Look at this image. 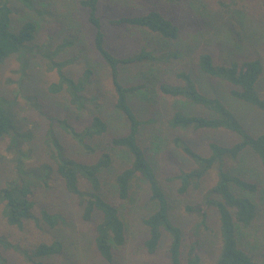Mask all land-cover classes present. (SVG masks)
I'll return each mask as SVG.
<instances>
[{
  "label": "trees",
  "instance_id": "trees-1",
  "mask_svg": "<svg viewBox=\"0 0 264 264\" xmlns=\"http://www.w3.org/2000/svg\"><path fill=\"white\" fill-rule=\"evenodd\" d=\"M15 1L27 11L41 13L36 9L35 0ZM51 1V6H54V0ZM171 1L178 3L181 0ZM77 4L87 12V23L94 30L93 51L107 68L115 97L114 107L123 116L127 131L105 142L108 124L97 114L100 107L97 104L98 97L86 95L94 73L86 68L80 76L74 78L66 72L68 62L56 61L58 53L73 44L72 41H64L51 56L46 55L57 69L58 76V81L49 86V92H64L73 108L56 125L85 156L93 157L94 161L87 163L69 157L63 144L50 131L46 144L54 167L48 163L30 164L28 152L22 150L25 136L18 131L8 102L0 99V141L10 139L8 149L14 153L12 161L15 170L13 177L0 188L1 216L5 223L20 230L28 223H33L43 232L56 230L64 221L60 214L41 208L38 215H35V191L47 187L55 174L66 192L78 198L83 209V220L91 221L95 214L100 216L94 228L93 245L101 259L111 263L115 252L126 242L121 203L129 200L134 181L141 180L147 187L148 199L155 206L143 219L147 228V238L143 245L148 254L156 252L165 234L169 238L168 264H202V229L211 228L207 221L209 211H214L218 252L213 264H259L244 245L243 234L244 229L250 230L261 217V183L255 176L250 177V170L242 163V159L247 155L255 157L264 174V131L257 135L249 133L227 102L202 90L198 76L212 83L231 86L227 93L230 100L264 112V92L260 90L264 78V42L261 45L263 53L251 58L218 62L211 53L199 52L194 56L191 69L183 67L176 72L164 73L160 71L161 68L172 66L182 59L176 47L181 38L180 30L171 19L155 9L109 19L108 23L112 27L136 28L149 33L145 43L135 53L116 56L103 30L99 15L100 0H78ZM217 4L223 16L222 21L231 30L234 29L235 41H252L253 35L248 33L257 34L259 27L255 31H248L246 27L240 26L242 30H237L233 22L232 18L235 15L241 17L240 12L244 11L238 6V0H218ZM262 8L264 10V3ZM12 12L10 0H0V66L13 55L21 59L37 32V24L32 20L25 21L16 33L12 32ZM60 20L65 28L63 22L66 16L60 15ZM70 29L66 27V30ZM261 35L264 39V33ZM131 66H143L145 71L139 74L134 84H126L122 80V70ZM138 94L148 103L154 94L161 100L170 98L175 102L172 106H164L162 126L174 132L175 135L169 141L193 163L189 171H180L169 178V181L175 180L179 184L177 194L185 196L191 190H200L209 174L215 173L214 185L204 191L200 201L184 206V212L196 218L192 229L187 231L185 256V234L172 220V204L157 178L147 150L139 141L143 128L160 123L159 115L141 117L131 100ZM185 106L199 113L190 112ZM92 109L94 113L89 123L77 128L76 124L82 121L83 115ZM198 132L224 134L235 137V140L221 143L210 139L206 141V152L203 153L194 148L191 142L194 133ZM117 154L125 157L127 163L112 179L107 180L104 174L114 168ZM82 180L87 184L88 191L81 188ZM108 181L115 187L116 200L104 195ZM0 245L18 253L26 264H46L47 259L62 255L64 250V243L57 235H51L49 240L31 247L7 243L2 239ZM0 263H4L1 258Z\"/></svg>",
  "mask_w": 264,
  "mask_h": 264
},
{
  "label": "rangeland",
  "instance_id": "rangeland-1",
  "mask_svg": "<svg viewBox=\"0 0 264 264\" xmlns=\"http://www.w3.org/2000/svg\"><path fill=\"white\" fill-rule=\"evenodd\" d=\"M37 1L35 0L36 9L41 13L27 11L18 1L10 0L13 11L10 23L12 32L16 33L27 20H32L37 24V32L34 41L27 45L28 50L21 59L18 55H13L0 66V99L8 102L19 128L18 131L25 136L22 150L28 152L30 164L48 163L54 167L46 144L50 131H53L56 138L63 144L69 157L89 163L94 161V158L85 156L73 141L57 129V121L65 118L67 113L73 111V108L64 92L58 94L49 92V86L58 81V76L57 69L52 66L51 60L46 55L51 56L56 47L64 41H72L73 44L70 47L58 53L56 61L68 62L65 70L74 78L80 76L86 68L93 71V79L86 90V95L98 97L97 104L100 107L97 114L101 115L108 124L105 142L114 136L124 135L127 131V124L114 107L115 97L107 68L93 51L94 30L87 23L86 10L78 6V0H54V6H51V0ZM217 2L218 0H181L178 3L171 0H100L99 15L107 42L116 56L135 53L145 43L149 33L136 28L112 27L108 23L109 19L122 15L140 14L151 9L158 10L171 19L180 30L181 38L176 47L182 59L172 66L160 67V71L164 73L166 71L176 72L183 67L191 69L194 56L199 52L211 53L218 62L244 60L262 54L264 0H238V6L244 11L241 10V17L235 15L232 18L237 30H242L240 26L246 27L248 31H255L259 27L257 34L248 33L253 35L252 41H235L234 29L231 30L230 26L222 21L223 16L217 8ZM60 15L66 16L63 22L65 28L61 25ZM66 27H71V29L66 30ZM144 71L143 66L125 68L122 70V80L126 84H134L139 74ZM198 79L204 92L221 97L231 106L249 133L257 135L264 131V112L230 100L227 93L231 86L212 83L201 76H198ZM260 90L264 92V78L260 83ZM131 100L141 117L159 115L160 123L143 128L139 141L147 150L157 178L172 204V220L185 234L183 244V255L185 256L187 231L192 229L196 218L186 214L184 206L200 201L204 191L214 185L215 173L209 174L200 190H191L185 196H179L176 191L179 184L175 180L169 181V178L180 171H189L193 168V163L173 147L171 140L169 141V138L175 135L174 132L162 126L164 106H172L175 102L170 98L161 100L155 94L151 95L150 103L144 97L141 98L139 94ZM151 104L153 106L148 107ZM185 107L190 112L199 113L195 109ZM93 110L83 115L82 121L76 124L77 128L89 123L94 113ZM210 139L221 143H231L235 137L198 132L194 133L191 142L194 148L205 153L206 141ZM9 143V138L0 141V188L13 177L15 171L12 161L14 153L8 149ZM126 163L125 157L120 154L115 155L114 168L104 174L106 179H112L113 175L119 172ZM242 163L250 170V177L255 176L261 183L259 199L262 208L260 219L250 230L244 229L243 243L248 247L254 260L259 264H264V174L252 155L244 157ZM81 188L88 191V186L83 180ZM114 188L111 183L104 187L105 197L116 200ZM35 196V215H38L41 208H45L50 213L60 214L63 217V223L53 231L43 232L33 223L25 224L20 230L5 223L0 207V239L7 243L31 247L43 240H49L51 235H57L64 243L63 253L47 259L46 264H168L169 238L167 235H163L154 254H148L143 245L147 238V228L143 224V219L155 209L148 199V190L143 181H134L129 200L121 203V213L126 226V242L115 252L114 261L111 263L102 260L93 245L94 228L100 216L95 214L91 221L83 220V209L78 198L66 192L55 174L50 178L47 187H41L35 191ZM207 225L211 228L202 229L201 234L202 264H213L218 252V243L214 234L217 227L214 211H209ZM0 258L4 260V263L0 264H26L18 253L11 249H4L2 245H0Z\"/></svg>",
  "mask_w": 264,
  "mask_h": 264
}]
</instances>
